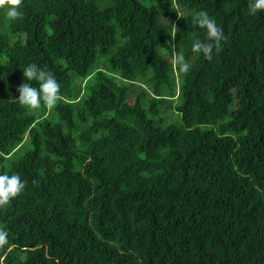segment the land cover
<instances>
[{
	"label": "trees",
	"instance_id": "16d2710c",
	"mask_svg": "<svg viewBox=\"0 0 264 264\" xmlns=\"http://www.w3.org/2000/svg\"><path fill=\"white\" fill-rule=\"evenodd\" d=\"M247 2L0 15V174L27 182L0 207V264H264V12ZM194 10L223 31L211 60L191 51ZM28 63L57 78L55 106L16 101Z\"/></svg>",
	"mask_w": 264,
	"mask_h": 264
},
{
	"label": "clouds",
	"instance_id": "9594fccd",
	"mask_svg": "<svg viewBox=\"0 0 264 264\" xmlns=\"http://www.w3.org/2000/svg\"><path fill=\"white\" fill-rule=\"evenodd\" d=\"M24 0H0V15L6 21L14 22L22 17ZM264 12V0H248L247 13L256 16ZM164 19V18H163ZM168 35L174 40L178 29L175 24H170L167 19ZM191 23L202 30V36L192 34L191 51L195 56H203L211 60L214 52L221 50V43L224 40L222 29L205 10H194L191 12ZM179 67L183 72L190 69L189 62L183 53H178ZM25 78L18 88V103L26 110H35L41 106L53 107L60 97L61 85L52 71L46 70L37 63H28L22 68ZM26 181L22 180L18 173L0 174V207H5L18 197L26 187ZM6 239V233L0 232V241Z\"/></svg>",
	"mask_w": 264,
	"mask_h": 264
}]
</instances>
